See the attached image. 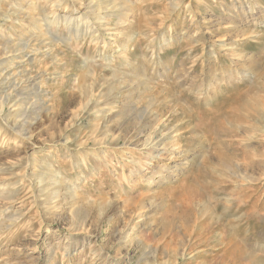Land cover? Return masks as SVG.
I'll return each mask as SVG.
<instances>
[{"label":"rangeland","instance_id":"rangeland-1","mask_svg":"<svg viewBox=\"0 0 264 264\" xmlns=\"http://www.w3.org/2000/svg\"><path fill=\"white\" fill-rule=\"evenodd\" d=\"M0 115V264H264V0H0Z\"/></svg>","mask_w":264,"mask_h":264},{"label":"bare ground","instance_id":"bare-ground-1","mask_svg":"<svg viewBox=\"0 0 264 264\" xmlns=\"http://www.w3.org/2000/svg\"><path fill=\"white\" fill-rule=\"evenodd\" d=\"M219 39V38H218ZM216 44V43H215ZM27 45V44H26ZM224 44H221L220 46L222 47ZM9 46V45H8ZM25 46V45H24ZM28 46H29V44H28ZM10 48V47H9ZM222 49H223V47H222ZM10 51V50H9ZM13 51V50H12ZM9 65V64H8ZM113 73V72H112ZM2 74V73H1ZM123 75V74H122ZM18 82V81H17ZM20 82V81H19ZM12 88V87H11ZM14 90H16V89H14ZM25 91V90H24ZM15 93V92H14ZM4 96V95H3ZM4 99V98H3ZM8 101V100H7ZM133 110V109H132ZM16 112V111H15ZM39 115V114H38ZM1 116V115H0ZM23 120V119H22ZM36 122V121H35ZM162 122V123H161ZM158 125H157V127L154 129V131H153V133H154V135L151 137V141H148L147 142V144H151L153 147H156V146H158V145H163L164 147H167L168 149V151H169V153L171 152V151H173V150H176V149H178V142L176 141L177 140V134H173L172 132H171V130H169L170 129V127L166 124V123H164L163 121H161ZM169 124V123H168ZM25 125V124H24ZM34 125V124H33ZM172 128V127H171ZM174 131V130H173ZM132 133V132H131ZM172 133V134H171ZM138 135V134H137ZM136 137L135 135H134V133H132L130 136H129V138L130 137ZM120 138H121V135H114V137H113V140L115 141V142H117V141H119L120 140ZM131 143V142H130ZM167 151V152H168ZM168 153V154H169ZM170 154H172V153H170ZM103 161V160H102ZM128 161L129 162H133L134 163V161L135 160H129L128 159ZM106 162V164L105 165H108V163H107V161H105ZM104 165V166H105ZM142 165V164H141ZM140 168H143V166H141ZM139 170V169H138ZM143 170V169H142ZM239 172V171H238ZM42 179V178H41ZM72 196H74L75 198L76 197H79L78 196V193L75 191L74 193H72ZM74 199V198H73ZM12 216H14V215H12ZM18 218H19V216H17L16 218H13V219H11L12 221H17L18 220ZM11 224V223H10Z\"/></svg>","mask_w":264,"mask_h":264}]
</instances>
